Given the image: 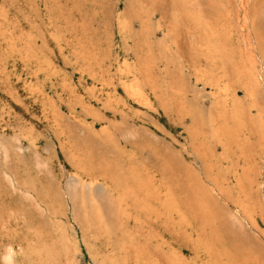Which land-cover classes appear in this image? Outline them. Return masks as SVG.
<instances>
[{"label": "rangeland", "instance_id": "374dc122", "mask_svg": "<svg viewBox=\"0 0 264 264\" xmlns=\"http://www.w3.org/2000/svg\"><path fill=\"white\" fill-rule=\"evenodd\" d=\"M0 264H264V0H0Z\"/></svg>", "mask_w": 264, "mask_h": 264}, {"label": "bare ground", "instance_id": "6f19581e", "mask_svg": "<svg viewBox=\"0 0 264 264\" xmlns=\"http://www.w3.org/2000/svg\"><path fill=\"white\" fill-rule=\"evenodd\" d=\"M251 76H252V75H251ZM253 76H254V75H253ZM257 76H258V75H257ZM252 78H253V79H252V83H251V82H250V83H251V88L254 89V88L256 87V85H257V81H256L257 79H256V76H254V77H252ZM249 79H251V78H249ZM253 89H250V90H249L250 92H249V91H246L245 93H247V95H250L251 92H253ZM235 101H236L237 103H239L238 99H236ZM242 119H243V118H242ZM238 121H239V120H238ZM238 123H241V121L238 122ZM241 124H242V123H241ZM239 125H240V124H238V126H239ZM225 133H226V132H225ZM228 134H229V133H228ZM228 134H227V135H228ZM228 137H229V136H228ZM229 138H230V137H229ZM80 180H81V179H80ZM134 184H135V183H134ZM150 184H151V182H150ZM125 186L127 187V185H124V187H125ZM149 186H150V185H149ZM152 186H153V183H152ZM126 187H125V188H126ZM129 187H130V189H129V190L126 189V190H127V191L125 190L126 193L123 194V195H126L127 197L130 196V195L135 194V193H134V186H130V184H129ZM131 187H132V189H131ZM150 189H151V188H150ZM80 192H81V191H75V189H74L73 192H72L73 197H74V198H78ZM122 193H124V191H123ZM130 193H131V194H130ZM168 197L170 198V194L167 195V199H168ZM71 198H72V197H71ZM124 198H126V197L124 196ZM169 200H170V199H169ZM171 203H172V202H171ZM74 204H75V203H74ZM6 255H7V254H6ZM10 257H11V256H9V258H10ZM5 259H6V258H5ZM7 260H8V259H7Z\"/></svg>", "mask_w": 264, "mask_h": 264}]
</instances>
